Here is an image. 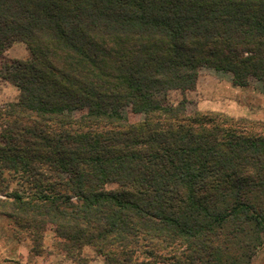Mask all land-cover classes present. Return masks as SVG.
Instances as JSON below:
<instances>
[{"label":"trees","instance_id":"1","mask_svg":"<svg viewBox=\"0 0 264 264\" xmlns=\"http://www.w3.org/2000/svg\"><path fill=\"white\" fill-rule=\"evenodd\" d=\"M16 43L27 59L5 57ZM204 70L264 92V0H0V79L19 92L0 106V215L81 264L87 247L252 264L264 136L170 101Z\"/></svg>","mask_w":264,"mask_h":264},{"label":"rangeland","instance_id":"2","mask_svg":"<svg viewBox=\"0 0 264 264\" xmlns=\"http://www.w3.org/2000/svg\"><path fill=\"white\" fill-rule=\"evenodd\" d=\"M29 56L25 44L16 43L5 53L7 59L25 60ZM18 90L0 79V106L18 99ZM173 104L187 100L192 107L209 116L224 120L227 127L244 134L264 136V92L258 87L234 86L228 77H222L213 71L204 70L198 78L194 90L182 93L174 91L169 94ZM217 123H221V121ZM5 178L9 183V194L20 189L8 171ZM116 189L115 185L107 186V190ZM1 199L6 196L0 195ZM143 259V258H142ZM82 261L85 264H105L93 249L87 247L83 251ZM0 264H81L65 256L57 248V239L49 229L45 232L43 246L34 250L28 232L20 229L15 222L0 215ZM156 264H173L171 261ZM252 264H264V246L252 260Z\"/></svg>","mask_w":264,"mask_h":264}]
</instances>
